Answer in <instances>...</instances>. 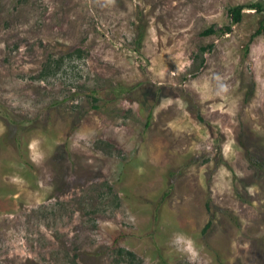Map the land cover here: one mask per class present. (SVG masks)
<instances>
[{
	"label": "rangeland",
	"instance_id": "obj_1",
	"mask_svg": "<svg viewBox=\"0 0 264 264\" xmlns=\"http://www.w3.org/2000/svg\"><path fill=\"white\" fill-rule=\"evenodd\" d=\"M256 1L0 0V264H264Z\"/></svg>",
	"mask_w": 264,
	"mask_h": 264
},
{
	"label": "trees",
	"instance_id": "obj_2",
	"mask_svg": "<svg viewBox=\"0 0 264 264\" xmlns=\"http://www.w3.org/2000/svg\"><path fill=\"white\" fill-rule=\"evenodd\" d=\"M246 7H249L250 9H255L258 12H263L264 11V0H258L256 2L250 3V4H241L238 6H234L230 8V13L232 14L234 21L235 22H240L243 19V11ZM226 32H230L231 27H226L223 29ZM215 29L212 27L204 32V34H213L215 33ZM259 34L264 33V24L261 25L259 29ZM151 116V114H150ZM261 165H264L263 162H261ZM211 226V223H208L206 226V229H208ZM123 250V249H122ZM121 250V251H122ZM129 255L134 256L132 252H128Z\"/></svg>",
	"mask_w": 264,
	"mask_h": 264
}]
</instances>
